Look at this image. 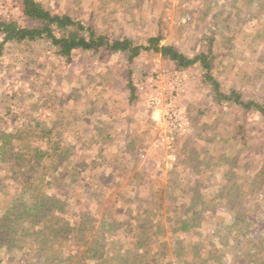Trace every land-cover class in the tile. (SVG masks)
Segmentation results:
<instances>
[{
	"label": "rangeland",
	"instance_id": "374dc122",
	"mask_svg": "<svg viewBox=\"0 0 264 264\" xmlns=\"http://www.w3.org/2000/svg\"><path fill=\"white\" fill-rule=\"evenodd\" d=\"M37 1L54 14H68L91 25L102 35L129 37L142 44L159 34L162 44L175 46L189 56L205 51V42L213 38V75L222 91L239 90L248 100L264 98V0ZM0 18L36 26L23 17L16 0H0ZM0 55V118L6 120L0 121V133L10 131L14 123L28 133L23 141L29 149L39 145L51 152L56 142L60 147H73V160L59 165L57 177L61 185L72 178L75 192L81 186L95 192L94 197L81 191L77 196L72 193V210L83 207L90 215L95 214L90 217L94 228L88 235L98 233L101 217L106 221L127 219L128 224L119 233H100L108 242L122 241L120 231L133 225L125 211L135 209V195L149 206H153L151 202L159 205L156 213L162 219L160 233L164 234L159 233V238L155 236L154 242L143 249H133L134 257L145 253L144 259L152 256V264H157L155 260L176 264L172 253L177 234H171V227L176 225L168 221L173 210L169 196L174 195L178 208L180 203L186 205L190 190L197 185L207 197L223 188L227 182L224 174L231 171L227 159L233 157L235 180L247 189L251 176L264 164V120L256 113L211 104L197 65L180 72L159 55L145 52L126 66L121 54L103 51H76L66 62L43 44L6 45ZM128 70L135 87L132 100ZM43 99L46 104H41ZM57 121H61L57 126L49 125ZM44 125L52 131L39 139ZM126 136L136 143L130 156L121 154L128 143ZM183 148L195 151L200 162L197 176L191 164H182L188 160L181 152ZM93 159L99 163L94 170ZM78 161L88 164L85 167ZM205 161L209 163L206 167L200 165ZM137 174L141 178L139 187ZM15 183L6 181V185L21 189ZM169 189L174 190L170 193ZM180 189L189 193L181 194ZM9 195L0 191V201ZM254 195L248 192L243 207L246 216L261 221L259 229L264 231V201L262 212L255 210L260 200ZM216 209L215 214L203 216V224L178 234L182 244H188L187 249L195 243L205 257L214 256L216 244L211 232L222 225V219L225 221L223 211ZM181 211L177 209L176 214ZM133 231L139 232L135 228ZM125 234V238L130 237ZM83 243L79 247L73 243L55 247L53 255L59 258L54 264L89 263L84 256L89 245L84 247L87 242Z\"/></svg>",
	"mask_w": 264,
	"mask_h": 264
},
{
	"label": "trees",
	"instance_id": "16d2710c",
	"mask_svg": "<svg viewBox=\"0 0 264 264\" xmlns=\"http://www.w3.org/2000/svg\"><path fill=\"white\" fill-rule=\"evenodd\" d=\"M16 1L23 17L35 23L36 26H25L14 20L0 18V54L6 45L26 47L43 44L53 49L57 56L65 59L66 62L72 60L76 51H103L108 54H121L125 58L126 66L131 65L142 53L155 54L172 63L175 69L180 72L197 65L201 72L202 82L209 89L211 104L236 108L242 113H256L264 120V98L258 101L248 100L239 90L222 91L220 83L213 75L215 60L213 38L205 42L207 44L205 51L189 56L175 46L162 44V37L159 34L150 36L142 44H137L129 37L119 39L115 36L102 35L95 31L91 25L78 21L68 14H54L37 0ZM252 12L256 13L257 10H252ZM259 36L257 35V37ZM128 73L127 87L132 100L135 87L129 70ZM43 101L44 99L41 104H46ZM0 121L5 122L6 120L0 118ZM59 122L49 125L54 127ZM240 129L242 130V128H238V130ZM51 131L48 125H44L39 139L49 135ZM26 136L28 133L18 129L14 123L11 125L10 131L0 133V164L4 167V169H0V191H3L4 194L10 192L9 197L2 198L3 200L0 201V264H54L59 258L57 255H53L56 253L54 252L55 247L61 249V246L72 243L79 247L80 244H84L83 242H87L84 247L89 245L84 253L85 257L88 256L89 263L86 264H152L151 255L149 259H144L145 253L141 257H134L132 250L136 247L143 249L149 246L154 242L155 236L157 237L162 231V219L160 220L156 213L159 205L155 206V202H151L153 206H149L150 204L143 202V199H138L135 195L134 210L136 211H125L128 212L126 216H129V220L133 221L132 224H135V227L132 228L133 225H131V227L120 231L122 241L108 242L100 233L101 231L102 233L118 232L122 229L121 227L128 224L127 219L116 221L113 218L114 220L106 221L104 217H101L98 233L96 235L94 233V236L88 235L89 231L94 228V225L90 224L92 219L90 217L95 214L90 215L83 207L72 210L70 207L75 197L72 193L76 195V192L81 191L84 195L94 197L95 192L88 187L84 188L85 186H81V189L78 188V191L75 192L76 187L73 185L75 181L72 178L67 179L66 185H61L60 176L57 177L59 165L70 163L71 159L73 160V147H60L56 142L53 143L51 152L50 149L44 151L39 145L29 149V146L27 147L23 141ZM125 140L128 143L125 144L126 149L121 154L131 155L135 151L136 143L128 136L125 137ZM243 148L245 147L243 146ZM181 152L188 158L182 164L185 166L191 164L195 171L193 175L197 176V173L200 172L198 170L200 162L197 161L198 157L195 151H186L183 148ZM93 160L95 161V159ZM227 161L229 165L231 164V171L224 174L227 182L223 188H218L207 197L197 185L194 190H190L191 197L185 201L187 206L180 203L178 208V202L173 198L174 195L169 196V202L172 205L170 206L173 210L168 221L171 225L172 223L176 225V227H171L173 228L171 234L172 232L177 234L175 236L177 237L176 246L172 253L176 264H264V231L259 229L261 221L259 220L257 223L254 219L246 216L247 209L243 207V198L249 192L259 198L260 201L255 210L258 209L262 212L260 209L264 201V164L251 176L250 184L246 189L239 185L238 179L235 180L237 176L232 171L233 168H236L234 167L236 165L235 158L227 159ZM94 163L92 170L99 165L97 160ZM77 164L85 166L88 163L78 161ZM77 164H75L76 167ZM208 164L205 161L200 165L206 167ZM48 167L49 169H47ZM54 167L56 172H53ZM80 172L78 171V173ZM137 175L136 186L139 187L141 178L139 174ZM99 177L104 179L102 174ZM7 180L19 183L21 189L18 187L14 189L13 186L6 185ZM169 190L172 193L174 189ZM179 193L187 195L189 192L186 189H180ZM223 193H226L225 197H223ZM217 207L225 214V221L222 219V225L217 226L215 231L211 232L214 235L213 243L216 246L214 256L208 254L210 257L208 259L205 257L207 256L205 253L195 247V243L190 249H187L188 244L185 242L182 244V241L178 239L180 236L178 234L203 224V216L205 218V215L215 214ZM177 209L182 210L180 215L176 214ZM262 214L264 216L263 212ZM74 216H76L75 220L72 219ZM111 216H113L112 213ZM134 228L139 232L133 231ZM125 233L130 234V237L125 238ZM163 234L160 233L159 236H163ZM165 252L166 255L169 254L167 249ZM230 253L232 259L229 258ZM160 254L159 257H163V253ZM155 261L157 264H169V261Z\"/></svg>",
	"mask_w": 264,
	"mask_h": 264
},
{
	"label": "built area",
	"instance_id": "2783aa9c",
	"mask_svg": "<svg viewBox=\"0 0 264 264\" xmlns=\"http://www.w3.org/2000/svg\"><path fill=\"white\" fill-rule=\"evenodd\" d=\"M154 101H156L155 99H153Z\"/></svg>",
	"mask_w": 264,
	"mask_h": 264
}]
</instances>
